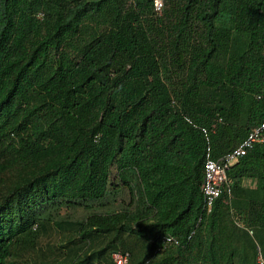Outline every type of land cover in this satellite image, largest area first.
<instances>
[{
	"label": "trees",
	"instance_id": "16d2710c",
	"mask_svg": "<svg viewBox=\"0 0 264 264\" xmlns=\"http://www.w3.org/2000/svg\"><path fill=\"white\" fill-rule=\"evenodd\" d=\"M152 1L0 0V264L264 258V133L204 213L183 118L214 159L264 120V0Z\"/></svg>",
	"mask_w": 264,
	"mask_h": 264
},
{
	"label": "built area",
	"instance_id": "2783aa9c",
	"mask_svg": "<svg viewBox=\"0 0 264 264\" xmlns=\"http://www.w3.org/2000/svg\"><path fill=\"white\" fill-rule=\"evenodd\" d=\"M132 1V0H127ZM153 11L159 13L161 8H158L155 0L152 1ZM184 120L191 124L192 127L197 128L201 133L206 147L204 149L202 164H201V181L199 184V193L202 198V212L208 213L211 211L215 200L226 203L231 198V186L227 180L226 171L228 168L243 156L248 150L252 149L255 144L263 141L264 120L255 126H252L239 143L217 158H212L209 147L208 133L214 129V124L210 125L209 131L205 127L196 126L191 123L190 119L184 114ZM251 234V231L248 232ZM169 243L176 244L172 236L162 235L159 239V244L156 250H162ZM256 258L259 264H262V259L257 251ZM128 253L126 251H112L110 259L113 264H126L128 261Z\"/></svg>",
	"mask_w": 264,
	"mask_h": 264
},
{
	"label": "rangeland",
	"instance_id": "374dc122",
	"mask_svg": "<svg viewBox=\"0 0 264 264\" xmlns=\"http://www.w3.org/2000/svg\"><path fill=\"white\" fill-rule=\"evenodd\" d=\"M223 11H232L231 10V7H230V2L228 1V0H226L225 1V4L223 5V7L221 8ZM225 20H226V18H225ZM227 21V20H226ZM221 22V21H220ZM253 183V184H252ZM255 185V181L254 180H246V181H244L243 182V185L245 186V187H248V185ZM119 198V200H120V202H119V204H121V205H119V206H117V204H116V206H117V208H119L120 206L122 207V205L124 204V202L123 201H126V198H127V196H126V192H124L121 196H119L118 197ZM222 221H224V228H223V233L225 234V235H227V233H228V227H229V224L227 225V222L228 223H231L230 222V220L229 219H223ZM48 243V244H50V245H58V246H56L57 247V251H61V252H63V254H65V255H63V258H64V260L65 259H67V258H71L72 256H73V253L75 252V250L74 251H71V253H70V251H68L66 248L67 247H65L64 245H65V243H66V240L61 236V234H60V232H58L57 231V228H53L52 229V231H51V233L48 235V238L47 239H44V240H42L41 241V243ZM256 240L254 239L253 240V242H254V244H255V249H256V251L257 250H260V245H259V241L257 240V242H255ZM75 244V243H74ZM73 244V245H74ZM253 244V245H254ZM64 246V247H63ZM68 246V245H67ZM62 247V248H61ZM259 248V249H258ZM226 253V252H225ZM258 257V255H257V252H256V254H255V261H256V263H257V260H256V258ZM63 258H62V260H63ZM261 259H262V257H261ZM264 259V258H263ZM262 259V264H264V260ZM222 261H224L223 259H221ZM66 261V260H65ZM61 262H64V261H61ZM65 263V262H64ZM259 264V263H258Z\"/></svg>",
	"mask_w": 264,
	"mask_h": 264
},
{
	"label": "clouds",
	"instance_id": "9594fccd",
	"mask_svg": "<svg viewBox=\"0 0 264 264\" xmlns=\"http://www.w3.org/2000/svg\"><path fill=\"white\" fill-rule=\"evenodd\" d=\"M155 3H156V5H157L158 8H162L163 7L162 0H155Z\"/></svg>",
	"mask_w": 264,
	"mask_h": 264
},
{
	"label": "crops",
	"instance_id": "0c3cea01",
	"mask_svg": "<svg viewBox=\"0 0 264 264\" xmlns=\"http://www.w3.org/2000/svg\"><path fill=\"white\" fill-rule=\"evenodd\" d=\"M252 184H253V183H252ZM252 184H251V185H248V187H249V188H252V187L254 186V185H252Z\"/></svg>",
	"mask_w": 264,
	"mask_h": 264
}]
</instances>
